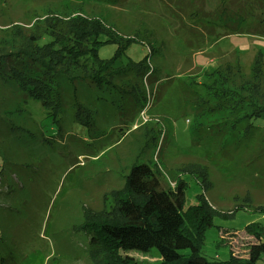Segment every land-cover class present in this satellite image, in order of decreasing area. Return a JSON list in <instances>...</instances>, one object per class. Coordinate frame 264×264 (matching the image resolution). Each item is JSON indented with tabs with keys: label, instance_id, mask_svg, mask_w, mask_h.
I'll use <instances>...</instances> for the list:
<instances>
[{
	"label": "rangeland",
	"instance_id": "obj_1",
	"mask_svg": "<svg viewBox=\"0 0 264 264\" xmlns=\"http://www.w3.org/2000/svg\"><path fill=\"white\" fill-rule=\"evenodd\" d=\"M72 20L119 65L80 69L62 42L48 66L67 96L44 106L8 68L40 64ZM0 59V264H159L155 248L117 254L96 239L135 164L166 191L183 183L185 211H215L208 261L248 258L247 227H264V0H0ZM216 67L225 77L206 93ZM93 75L105 85H70Z\"/></svg>",
	"mask_w": 264,
	"mask_h": 264
},
{
	"label": "trees",
	"instance_id": "obj_2",
	"mask_svg": "<svg viewBox=\"0 0 264 264\" xmlns=\"http://www.w3.org/2000/svg\"><path fill=\"white\" fill-rule=\"evenodd\" d=\"M87 30L86 25L74 23L72 20L68 34L65 37L60 36L58 47L45 48L50 49L52 53L45 49H40V53H37L41 59L40 64L32 62L27 57H19L17 64L8 61L12 63L8 68L9 78L20 85V90L26 96L44 106H48L54 96L56 99H65L67 91L57 90L54 82L56 76H53L54 73L49 71L51 67L48 66L53 65L54 62L56 65L61 63L60 60L54 59V53L62 50V42L70 40L64 46V50L68 49V46L69 49H73L70 54L75 62L71 65L80 69L84 67L82 62L93 65L99 61L103 65L106 64L105 70L118 64L116 59L104 61L98 56V45L89 42L90 35H87ZM2 65L4 62L0 59V69ZM60 68L62 69V66ZM71 68L76 67L67 65L62 69L63 72L57 74L68 76ZM216 68L209 73L212 87L206 88V93L211 88L218 89L219 87L213 86L214 83L221 82L220 79L225 77L222 76V69ZM71 80L70 85L73 89L79 84L93 85L97 88L105 85L102 83V78L95 75L75 76ZM60 101L55 103L59 104ZM125 189L126 192L121 193L119 199L117 198L118 207L115 212L120 215L119 218L115 217L109 222L101 221L98 225L103 235L97 237V241L107 246L113 253L149 252L155 248L161 256L159 264H260L264 259V227L253 224L247 227V231L256 238L257 243L251 246L247 259H235L230 255L227 261L214 263L208 261L201 253L200 244L202 232L212 224L215 211L209 204L203 207H191L185 211V185L178 181L174 190L162 189L159 177L149 165L135 164L127 177ZM184 250H189V255H183ZM127 258L125 263L128 261ZM129 264L136 263L131 259Z\"/></svg>",
	"mask_w": 264,
	"mask_h": 264
},
{
	"label": "built area",
	"instance_id": "obj_3",
	"mask_svg": "<svg viewBox=\"0 0 264 264\" xmlns=\"http://www.w3.org/2000/svg\"><path fill=\"white\" fill-rule=\"evenodd\" d=\"M143 120H144L145 122H147V121H148V119H146L145 117H143Z\"/></svg>",
	"mask_w": 264,
	"mask_h": 264
}]
</instances>
